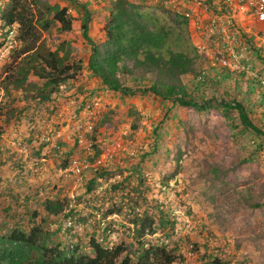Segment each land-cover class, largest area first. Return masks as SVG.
I'll return each mask as SVG.
<instances>
[{
  "label": "trees",
  "instance_id": "trees-1",
  "mask_svg": "<svg viewBox=\"0 0 264 264\" xmlns=\"http://www.w3.org/2000/svg\"><path fill=\"white\" fill-rule=\"evenodd\" d=\"M59 1L64 5L61 6ZM187 1L190 7L199 3L209 16L217 14L232 18V10L225 0ZM90 2L100 4V9L106 11L100 27L103 39L99 44L90 37L89 24L94 12L89 7ZM166 2L103 0L101 4L99 0H0V47L6 32L13 26L18 42L0 68V122L6 126L9 123L18 124L19 119L24 117L22 111L30 104H33L34 110L40 104L48 103L52 96L58 94L61 86L76 81L86 68L102 90L116 94L119 101L140 97L152 99L160 112L158 120L150 123V134L156 138L160 136L162 125L174 116L172 111L183 108L197 114L213 113L221 117L227 137L233 133L234 138L246 141L249 136L254 141L250 143L252 149L246 152L255 156L263 154L264 90L259 88L258 80L264 78V72L259 70L260 65L264 64V55L260 47L231 19L229 29L235 32L240 41L243 55L246 54L248 59L253 54L256 59L251 64L255 75L246 77L227 66L214 64L209 69L211 74L204 72L205 76L201 79V57L189 38L191 12L179 10V5L168 6ZM68 7L77 11L80 17V37L88 47L85 64L71 55L67 43L62 41L50 49L44 41L43 34L51 29H56L58 33L70 32ZM129 82L131 85L127 86L125 83ZM204 91L211 96L204 99ZM219 91L222 94L217 100ZM193 93H198L200 100ZM20 102L25 103V107L19 108L17 105ZM129 116L130 128L139 129L138 114L129 110ZM25 119L29 120L28 117ZM181 123L187 133L183 121ZM94 150V156H98L99 149L94 147ZM74 152L75 146L68 149L58 166L64 168ZM34 154V159L38 158L37 150ZM221 161L224 164L220 170L216 165H211L201 175L209 188L218 193L226 190L227 184L233 181L230 175L236 170L233 157ZM21 169L23 172L26 170L25 167ZM114 174H118V179L111 178ZM173 174L166 176L164 182L171 179ZM110 179L112 181L106 184L99 196L92 193ZM260 180L253 184L264 191V176ZM250 185H246V198H242V204L247 212L253 213L260 211L264 203L260 200L264 196L262 192L255 196L254 188ZM82 186L84 192L76 198V203H81L82 212H90L85 215L70 205L66 198L60 200L56 196L43 197L33 209L21 206L18 211L22 214H17L15 220V209L11 208V212L7 209L5 214L2 211L0 264H173L179 259L177 244H173L171 227H168L172 224L167 216L168 211L161 209L154 200L139 213L134 209V206L140 205V201H145L146 193L142 190L144 179L137 169L112 173L101 168L82 182ZM123 191L126 193L120 194ZM121 196H124L123 200L119 199ZM122 206L131 217L128 220L131 229L126 227L130 230L126 239L130 240L105 248L98 241L99 237L104 240L97 234L99 220L114 214L121 215ZM90 210L96 213L92 214ZM97 212L99 218L94 220ZM68 215L75 216L82 223L92 217L90 233L78 235L76 241L67 239L65 231L61 229V219ZM114 222V219L106 221L101 231L103 235L112 231ZM52 226L54 228L51 230ZM158 232L170 238L171 243L160 242L159 236H156ZM197 246L196 243L191 245L193 250ZM219 255L206 253L198 258L200 262L190 264H227L228 261L222 260ZM237 264L245 263L238 261Z\"/></svg>",
  "mask_w": 264,
  "mask_h": 264
},
{
  "label": "rangeland",
  "instance_id": "rangeland-1",
  "mask_svg": "<svg viewBox=\"0 0 264 264\" xmlns=\"http://www.w3.org/2000/svg\"><path fill=\"white\" fill-rule=\"evenodd\" d=\"M99 1L102 4L103 0ZM59 4L64 5L60 1ZM99 6L98 3H89V7L94 11L92 23L89 24L90 37L96 44L103 39L100 27L106 15V11ZM230 8L231 19L239 25L245 35H251L264 55V23H255L245 9H237L233 5H230ZM186 10L190 13V9ZM196 10H193L188 20V29L189 38L201 57L199 69L207 72V75L211 74L209 69L212 65L222 66L217 55L221 53L222 59L227 65L230 64L229 68L235 70L231 68L234 62L222 50V40L209 35L207 31L209 16H202ZM68 17L71 21L70 32L58 33L56 29H51L43 34L44 41L50 49L62 41L67 43L71 48V55L85 64L88 47L80 37L79 14L68 7ZM235 39L237 44L231 49L233 53L239 52L237 47L240 41L236 35ZM4 40L5 37L3 43ZM242 52L241 60L246 63L248 69L246 73H241L246 77H254L251 64L256 59L253 54L246 59V54L243 55ZM6 62L7 57L0 58V68ZM259 70L264 72V64L260 65ZM182 81L184 83L185 79ZM125 84L131 85L130 82ZM221 91L216 96L217 100L220 98L219 94H222ZM202 94L204 99L211 96L208 91ZM193 95L200 100L198 93ZM17 106L25 107V103L20 102ZM33 107V104H30L22 111L24 117L19 119L18 124L9 123L6 126L0 122L1 216H4L7 209L10 211L13 208L15 220L17 214H22L18 211L21 206L33 209L36 203L46 196H56L60 200L66 198L70 205L85 215L90 212H82V205L76 203V198L84 192L82 182L95 170L103 168L118 173L125 169H137L144 179L142 190L146 193L145 201H140V205L134 206V209L139 213L154 200L161 209L168 211V219L172 222L168 227H171L172 241L177 244L176 254L179 255V259L173 264L197 263L200 262L198 258L206 253H219L218 257L228 261L227 264H237L238 261L245 264H264V203L260 211L253 213L247 212L242 204V198H246V185L252 184L250 186L254 188L255 196L261 192L264 196L262 187L253 184L260 179L262 181L264 176V153L255 156L246 152L252 149L250 143L254 141L253 138L248 136L244 141L234 138L233 133L227 137L221 117L213 113L197 114L183 108L172 111L174 116L167 124L162 125L160 136L156 138L150 134V123H155L160 113L155 108V102L150 98L141 97L119 101L116 94L102 90L99 82L90 76L86 68L80 72L76 81L61 86L58 94L52 96L48 103L40 104L32 110ZM129 110H134L140 117L139 129L130 128ZM27 117L29 120L25 119ZM30 120L32 122L28 123ZM11 121L13 122V119ZM181 121L187 133L184 132ZM79 140L80 144L77 142ZM73 146L75 152L70 159L85 158L89 165H92L97 157L94 156V147L99 149V154L108 149L113 156L104 165L88 167L83 172L81 181L74 185L62 179L59 172L63 168L58 166L63 154ZM36 150L38 158L34 159ZM232 157L236 167L230 175V180L233 181L227 184L226 190L215 192L213 188H209V184L201 175L211 165H216L220 170L224 164L221 160ZM22 167H25V172ZM172 173V178L164 182V178ZM118 177V174H114L111 178ZM112 179L98 186L92 193L99 196ZM125 193L126 191H123L120 194ZM123 197L119 199L123 200ZM263 201L264 198L260 200ZM237 206L240 209H237ZM123 207L121 215L114 214L99 220L97 234L104 240L99 237L98 241L106 248L130 240L126 239L130 233L126 227L131 229L128 222L131 217ZM90 211L92 214L96 213ZM99 215L97 212L94 220L98 219ZM113 219L115 222L112 231L103 235L101 231L106 221ZM88 220L89 227L84 229V233H90L93 218L88 217ZM101 222L104 226L100 225ZM53 228L54 226L50 229ZM156 236H159L160 242L171 243V239L162 233L158 232ZM193 243L198 245L196 250L191 247Z\"/></svg>",
  "mask_w": 264,
  "mask_h": 264
},
{
  "label": "built area",
  "instance_id": "built-area-1",
  "mask_svg": "<svg viewBox=\"0 0 264 264\" xmlns=\"http://www.w3.org/2000/svg\"><path fill=\"white\" fill-rule=\"evenodd\" d=\"M173 3L174 0H167L166 5L171 6ZM225 3L229 6L233 5L237 9H245L253 18L255 23H264V0H225ZM197 6H199V3H197ZM230 20L231 18L228 16L217 14L211 15L208 18L207 31L209 35L217 36L218 39L222 40V50H224L226 52V55L229 56L230 59L234 62V65L231 68L235 69V71L246 73L248 67L246 66V63H243V60H241L242 46L240 42L238 43L239 45L237 47L239 52L233 53V51L231 50L234 46H236L237 40L235 39V32L229 29L231 25ZM15 35V27L13 26L6 32L4 43L0 48V58L7 57L10 51L14 50L17 47L18 42L15 38ZM217 55L219 63L222 66H230V64L227 65V63L222 59L221 53H218ZM203 76H205V73L202 71L199 78L202 79ZM259 84L264 90V78L259 79ZM77 142L79 143L81 141L79 140ZM112 156L113 154L109 152L108 149H106L102 153L98 154V156L94 159L92 165H89L85 158L71 159L67 163V165L62 170H60L59 174L63 180L70 181L72 184L76 185L81 181L82 174L88 167L95 168L104 165L112 158ZM135 210L137 211V209ZM100 225L104 226V223L101 222ZM87 227H89L88 219L83 223L79 221L75 216L71 215L63 216L61 219V229L63 231H67L69 236L81 233Z\"/></svg>",
  "mask_w": 264,
  "mask_h": 264
},
{
  "label": "crops",
  "instance_id": "crops-1",
  "mask_svg": "<svg viewBox=\"0 0 264 264\" xmlns=\"http://www.w3.org/2000/svg\"><path fill=\"white\" fill-rule=\"evenodd\" d=\"M172 5H174V6L179 5V6H177V8H179V10H184V9H188L189 10L190 9L189 11L191 12V16L193 14V10L194 9H197L196 11H199V14L202 15V16L204 15L207 18L209 16L207 10L205 8H202V6H201V8H196L197 7V3L196 4L194 3V7L193 6L190 7L189 3L185 2V0H174V3Z\"/></svg>",
  "mask_w": 264,
  "mask_h": 264
},
{
  "label": "clouds",
  "instance_id": "clouds-1",
  "mask_svg": "<svg viewBox=\"0 0 264 264\" xmlns=\"http://www.w3.org/2000/svg\"><path fill=\"white\" fill-rule=\"evenodd\" d=\"M16 32V31H15ZM16 38V37H15ZM67 231H65V236H66V238L67 239H69V240H71V241H76L77 240V237H78V235H83V234H85L84 233V230L81 232V233H78V234H74V235H70L69 236V234H68V232L66 233ZM99 242H101V241H99ZM71 247V246H70ZM106 248V247H105Z\"/></svg>",
  "mask_w": 264,
  "mask_h": 264
}]
</instances>
